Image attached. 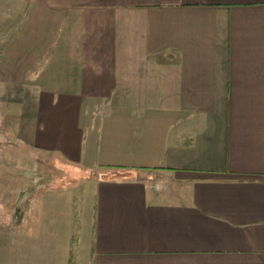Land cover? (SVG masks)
Returning a JSON list of instances; mask_svg holds the SVG:
<instances>
[{
    "label": "crops",
    "instance_id": "0c3cea01",
    "mask_svg": "<svg viewBox=\"0 0 264 264\" xmlns=\"http://www.w3.org/2000/svg\"><path fill=\"white\" fill-rule=\"evenodd\" d=\"M27 1L0 264H264V0Z\"/></svg>",
    "mask_w": 264,
    "mask_h": 264
},
{
    "label": "rangeland",
    "instance_id": "374dc122",
    "mask_svg": "<svg viewBox=\"0 0 264 264\" xmlns=\"http://www.w3.org/2000/svg\"><path fill=\"white\" fill-rule=\"evenodd\" d=\"M27 2V0H0V55L3 51L12 49L15 44L21 23L27 15ZM4 73L5 69L0 67V210L15 208V189L20 186L19 182L23 179L21 173L23 171L27 173L30 170V164L34 161L30 157L33 156L32 154L26 155V153L19 151L18 147H20L21 142L16 137L19 120L23 116L32 115V107L25 105L28 97H30L31 89H28L26 85L11 82L10 74L6 78ZM56 163L51 164L50 160L46 165L42 163L43 165L39 166L42 167L40 171L44 172L45 170L47 177L58 179L57 187L61 183L62 187L71 189L70 193L75 195L80 196L83 191L88 190L83 182L66 187L73 180L85 178L88 173H81L80 170H74L69 166L64 168L58 165L59 163L56 165ZM63 175L64 177L61 178Z\"/></svg>",
    "mask_w": 264,
    "mask_h": 264
},
{
    "label": "trees",
    "instance_id": "16d2710c",
    "mask_svg": "<svg viewBox=\"0 0 264 264\" xmlns=\"http://www.w3.org/2000/svg\"><path fill=\"white\" fill-rule=\"evenodd\" d=\"M68 166H70L69 164H68ZM70 167H72V166H70ZM73 168V167H72ZM62 174H64L61 170H59ZM92 176H93V173H91V172H89L88 173V175L85 177V178H81V179H79V180H73V181H71L70 183H68L67 185H66V187L67 186H70V185H73V184H76V183H78V182H84V181H87L88 179H90V178H92ZM64 177V175L61 177V178H63Z\"/></svg>",
    "mask_w": 264,
    "mask_h": 264
}]
</instances>
